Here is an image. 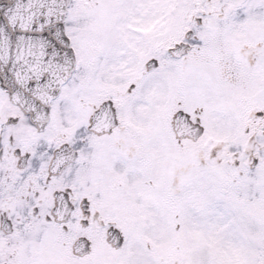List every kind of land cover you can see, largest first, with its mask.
<instances>
[{"label":"snow or ice","instance_id":"snow-or-ice-1","mask_svg":"<svg viewBox=\"0 0 264 264\" xmlns=\"http://www.w3.org/2000/svg\"><path fill=\"white\" fill-rule=\"evenodd\" d=\"M0 264H264V0H0Z\"/></svg>","mask_w":264,"mask_h":264}]
</instances>
